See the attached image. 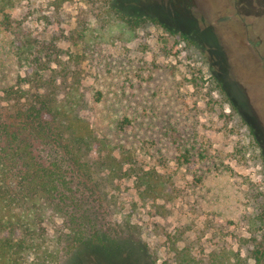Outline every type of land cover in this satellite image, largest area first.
I'll return each instance as SVG.
<instances>
[{
	"label": "rangeland",
	"instance_id": "1",
	"mask_svg": "<svg viewBox=\"0 0 264 264\" xmlns=\"http://www.w3.org/2000/svg\"><path fill=\"white\" fill-rule=\"evenodd\" d=\"M85 1L55 10L18 0L4 13L82 54L79 115L168 189L156 199L134 178L115 182L113 220L134 234L113 262L176 264L173 248L188 246L198 258L224 248L264 264V0H108L146 18L131 36ZM3 16L0 91L24 76ZM82 22L94 28L89 45L77 38ZM61 264L86 262L73 253Z\"/></svg>",
	"mask_w": 264,
	"mask_h": 264
},
{
	"label": "trees",
	"instance_id": "2",
	"mask_svg": "<svg viewBox=\"0 0 264 264\" xmlns=\"http://www.w3.org/2000/svg\"><path fill=\"white\" fill-rule=\"evenodd\" d=\"M16 1L0 0L3 26L14 37L24 69L15 85L0 91V264H61L73 253L86 264L90 258L115 264L113 250L133 243L134 234L128 220H113L115 182L134 178L138 190L156 199L168 189L156 173L136 167L130 153L115 154L93 134L79 115L82 54L47 44L5 14ZM71 1L49 3L59 10ZM107 1L86 0L88 13L117 24L123 35L144 25L142 15ZM80 26L77 38L89 45L94 28L88 22ZM173 252L176 264H248L224 248L200 258L188 246ZM254 261L260 263L258 257Z\"/></svg>",
	"mask_w": 264,
	"mask_h": 264
}]
</instances>
